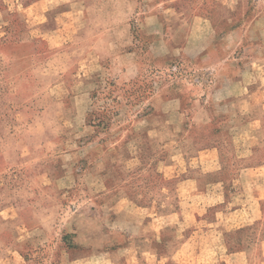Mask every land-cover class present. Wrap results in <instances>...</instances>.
<instances>
[{
  "label": "crops",
  "instance_id": "0c3cea01",
  "mask_svg": "<svg viewBox=\"0 0 264 264\" xmlns=\"http://www.w3.org/2000/svg\"><path fill=\"white\" fill-rule=\"evenodd\" d=\"M138 2L90 0L77 10L74 5L53 7L51 0H35L26 6L19 0H0V36L10 24L3 21L2 4H6L8 12L17 14L26 23L20 33L21 42L31 44L48 38L56 49L73 42L81 45L82 53L71 66L75 70L61 67L54 72L58 103L54 108L55 116L50 117L52 120L75 123L83 128L90 123L87 109L95 93L109 92L114 85L121 86V91L126 93V85L139 75L142 46L137 40V29H141L142 38L162 45L163 33L169 29L167 22L170 21L175 25L172 29L177 37L175 44L184 41L178 36L181 30L176 21L180 20L175 11L176 17L170 16L171 20L161 16L171 9L163 3L157 4L159 0L147 4L150 13L140 25L133 23L132 13L137 12ZM143 3L139 6L144 7ZM200 55L202 53L197 56ZM202 57L205 61L204 55ZM236 59L233 55L221 61L217 69L218 81L209 93L205 85L200 86V81L195 83L197 85H187L188 88L177 85L157 91L155 97H159L160 104H149L152 107L149 110L155 113L151 118L141 116L139 123L144 131L133 138V148L122 159H118V154L129 146L131 138L126 133L107 147L97 144L88 153L90 163L84 152L89 146L85 140L79 141L82 147L75 153H54L55 159H68L75 154L77 172L87 175L82 186L85 195H78L77 205H65L73 186H68L67 173L58 177L52 175L51 151L42 152L28 143L1 152L0 165L6 163L7 167L0 171V264H36L35 261L41 260L42 264H53V254L59 255V264H73L82 259L81 252H89L97 264H199L197 255L190 253L183 241L178 229L179 215L173 207V204L188 202L195 189L190 177L179 179L187 133L193 127L210 125L219 116L223 118L222 123L234 118L233 125L237 126L221 131L219 141L226 145L227 135L234 130L233 139L239 143L237 151L249 153L240 154L239 159L252 156L264 140L258 135L264 122V64L260 66V61L255 59L248 67H243ZM211 67L205 70L215 71ZM160 82L157 88L161 87ZM48 89L51 91L50 86ZM160 105H170V110L161 115ZM122 106L125 108L126 104ZM138 106L147 109V102L140 101ZM219 109L224 112L218 114ZM255 113L259 115L256 117ZM37 121L41 122L40 118ZM249 127H252V135L248 131H238V128L242 131ZM81 137L85 139L86 136ZM50 140L51 137L45 135L43 147L49 145ZM207 140L199 137L203 146ZM204 147L203 152L219 155L217 146ZM153 154L157 166L155 173L160 180L149 184V167L144 163L149 160L148 156L153 160ZM20 167L28 171L23 179L14 175ZM131 172L140 176L141 185L137 186L134 180L129 184L126 178ZM174 180H177L174 187L164 185ZM55 189L60 191L58 198L63 202L52 203ZM65 206L71 213L69 219L74 217V224H66L68 214L62 211ZM67 237L72 240L71 248L64 244Z\"/></svg>",
  "mask_w": 264,
  "mask_h": 264
},
{
  "label": "rangeland",
  "instance_id": "374dc122",
  "mask_svg": "<svg viewBox=\"0 0 264 264\" xmlns=\"http://www.w3.org/2000/svg\"><path fill=\"white\" fill-rule=\"evenodd\" d=\"M33 1L19 0L23 6ZM87 1L90 0H51V6L74 5L78 10ZM150 1L144 0L143 3L139 0L137 12L132 13L133 23L140 25V21L149 15L147 4ZM156 3H163L164 7L171 9V12L161 13L166 19L171 20L170 16L175 18L177 15L180 22L177 20L176 24L181 30L178 36L184 41L175 44L176 33L172 31L175 25L170 21L167 22L169 29L163 33L162 45L153 43V39L142 38L141 29H137V40L142 46L138 77L126 85L125 94L118 85H114L115 90L95 93L91 107L87 109L90 123L83 128L50 118L55 116L54 108L58 103L54 92L57 83L54 72L61 67L74 71L75 67L71 66L82 53L81 45L73 42L56 49L48 38H40L31 44L21 42L20 33L26 23L17 14L8 12L7 5L2 4L3 21L10 24L4 27L0 36V154L28 143L36 145L42 152L51 151L52 175L58 177L67 173L68 186H73L69 189L66 206L77 205L78 195H85L82 186L87 175L77 172L75 154L68 159H55L54 153L74 152L82 147L79 141L85 140L90 146H86L88 149L84 151L90 163L88 153L97 144L107 147L126 133L132 140L119 152L118 159H122L133 148V138L144 131L139 123L141 116L151 118L155 113V110H149L152 108L149 104H160L159 97H155L157 91L177 85L188 88L187 85H197L195 83L200 81V86L205 85L203 87L209 93L218 81L217 69L221 61L231 59L233 55L243 67H248L255 59L260 61V66L264 64V0H159ZM199 53L202 55L198 57ZM211 66L215 71L205 70ZM109 79L107 77L108 83ZM158 81H161V87L157 88ZM140 101L147 102V109L138 106ZM159 108V113L165 115L170 105H160ZM222 112L224 109L217 110L218 114ZM258 115L255 113L256 117ZM39 118L43 124L37 121ZM32 120L35 124L31 125ZM234 120L230 118L222 123L223 118L219 116L208 126L191 128L184 141L186 154L179 165V179L190 177L195 182V189L188 202L173 204V207L179 215L178 229L183 241L188 251L197 255L199 264H264V140L252 156L239 159L240 154L249 153L237 151L239 143L233 139L234 130L227 135L226 145L219 141L221 131L237 126L233 125ZM238 131L253 134L252 127L242 131L238 128ZM45 135L51 140L43 147ZM258 135L264 138V122ZM81 136L86 137L82 139ZM199 137L208 139L205 145L217 146L219 155L203 152L206 148ZM152 156L153 160L148 156L149 160L144 163L149 167V184L160 180L155 173L154 154ZM6 167V163L1 164L0 171ZM27 174L28 171L21 167L14 173L19 179L27 177ZM126 180H130L129 184L134 180L137 186L141 183L140 176L132 172ZM176 181L165 182L164 185L172 188ZM59 193L57 189L52 191V203L59 201ZM66 206L62 209L63 214H68L66 224H74V217L69 219L71 213ZM64 244L68 248L73 247L69 237L64 239ZM80 254L82 259L73 264H97L89 252ZM58 260L59 255L53 254V264H59ZM42 261L35 262L42 264Z\"/></svg>",
  "mask_w": 264,
  "mask_h": 264
}]
</instances>
